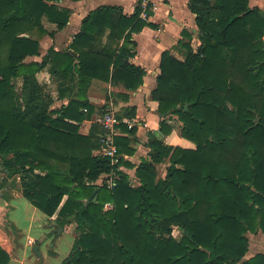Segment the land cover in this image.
Here are the masks:
<instances>
[{"label": "trees", "instance_id": "trees-1", "mask_svg": "<svg viewBox=\"0 0 264 264\" xmlns=\"http://www.w3.org/2000/svg\"><path fill=\"white\" fill-rule=\"evenodd\" d=\"M57 1L0 0V164L8 178H21L23 196L55 217L56 227L75 225L62 264H264L262 252L246 258L248 233H264V10L250 0H189L200 44L194 49L183 29L173 50L180 47L184 58L162 52L152 99L163 115L161 133H171L167 120L176 115L181 136L196 148L153 136L149 159L136 169L141 184L133 187L118 170L121 162L94 155L104 130L96 124L83 134L80 123L97 110L89 101L92 80L132 91L143 84L132 38L159 28L148 20L153 4L145 9L138 0L129 16L119 6L98 7L67 50L50 48L41 62L26 61L40 55L35 31L53 36L68 25L72 11ZM43 70L68 104L52 108L56 99L37 76ZM135 116L132 106L116 118ZM115 142L120 154L135 152L130 137ZM167 159L166 177L156 180L157 165ZM113 171V187L97 183ZM10 260L0 242V264Z\"/></svg>", "mask_w": 264, "mask_h": 264}, {"label": "crops", "instance_id": "crops-1", "mask_svg": "<svg viewBox=\"0 0 264 264\" xmlns=\"http://www.w3.org/2000/svg\"><path fill=\"white\" fill-rule=\"evenodd\" d=\"M137 2L138 0H58L57 3L59 5L67 7L72 11L68 25L64 29L56 31L53 36H50L48 33L39 36L35 31L34 36L39 39L40 42V55L30 56L26 59V61L41 62L50 48H54L58 51L67 50L70 47L75 35L80 32L83 18L98 7L104 5L119 6L122 8L123 13L129 16L133 14ZM149 2L153 4L154 9L152 15L148 16V20L157 24L159 28L153 29L151 27H145L141 32L134 33L132 38L136 42V55L132 58V62L141 66L145 70L143 84L137 90L132 91L128 90L123 84H112L97 79L92 80L91 86L88 90L89 101L96 106L97 110L91 119H86L80 123L81 132L83 134H88L91 132V130H95L93 128L96 124L99 125V129L103 128L101 124V118L106 112H113L115 115H117L122 113L127 107H136V116L134 118H123V123L126 125H128L126 123L127 120L132 122L134 125L133 127L136 128V132L134 134H129L124 132L120 126H118L117 135L131 138V145L134 147L135 152L133 154H121L122 160L120 164V171L128 175L129 180L134 182L136 185L138 184L137 186H139L141 182L137 176L136 169L143 159H149V155L152 151L150 140L153 136L163 140L169 145L182 146L185 148H196V145L192 141L181 136L180 128L176 126V123L180 122L177 121L176 115H170L171 118L168 117L169 119L167 120L168 125L172 128L171 133L168 135L161 133L160 121L163 118V115L158 110V102L152 99V92L157 86V76L161 72L160 62L162 52L167 49L173 50V48L178 44V41L183 38L181 34L183 29L190 30L193 36L192 41H195V39L198 40L199 31L195 22V14L192 13L188 8L189 0H149ZM250 5L252 7L258 6L264 10V0H250ZM44 25L49 31L56 30L55 24L45 21ZM176 56L180 59H183L178 55ZM37 76L40 82H43L47 85V91H49V93H51L56 99L52 108H58L64 104H68L69 98H58V81L56 79L52 78V76L45 70L39 72ZM21 84V80L18 79V89L21 87ZM112 93L114 94L113 96ZM122 94H129V100H126L120 96ZM109 96H111L110 100L108 99ZM104 105H107V108L106 111L102 113V111H99V108ZM180 123H178V125ZM94 155H101V153L100 151H94ZM163 163L164 162L158 165ZM169 164L170 162L168 160V165ZM167 167L165 169L164 177H166L167 174ZM117 177L118 174L114 175L112 173L103 175L97 181V183H103L104 179H117ZM0 178L9 179L8 172L3 170V166L1 164ZM2 190H5L7 193H1ZM7 190H9V185L0 188V209L6 210L8 219L6 223L0 225V242L10 253L11 250L14 249L13 253L16 255L18 253V246L14 245L13 247V244L11 243L13 240H15L13 231L11 230V233H8L5 229V226L11 228L13 225L8 213V200H20L24 196L21 190H19L17 194L14 192L9 193ZM31 206L32 216L34 217L37 215V210L39 209L34 205ZM44 215L46 216V218L44 217V220L47 221L50 219L51 224H49V226L52 228L54 225L52 224V220L55 219V217L49 218V216H47L45 213ZM33 225L34 224L31 222L28 226L29 229ZM39 225L41 226V224ZM72 229H75L74 224L64 228L61 234H67L73 237L75 242L76 232L74 233ZM249 233L256 234L253 232ZM257 233H262L264 236V233L261 231H258ZM26 239V246L28 247L34 248V246L39 244V240L35 239V237L31 235H28ZM29 240H32V243H29ZM71 247L73 248L72 244ZM52 253H57L56 249H52ZM249 253L250 249L247 255ZM255 254L248 255V257L246 255V258H250ZM38 256L41 257L42 253H40ZM66 257H68V255H66L65 258ZM12 261L23 264V261H20L17 256H13ZM61 263H63V261Z\"/></svg>", "mask_w": 264, "mask_h": 264}, {"label": "rangeland", "instance_id": "rangeland-1", "mask_svg": "<svg viewBox=\"0 0 264 264\" xmlns=\"http://www.w3.org/2000/svg\"><path fill=\"white\" fill-rule=\"evenodd\" d=\"M199 44L200 42H198L197 39H195V41H192V45L194 49H197ZM179 49L181 48L179 47ZM179 49H175L173 51L174 54L178 55L181 58H184L183 51ZM113 95L114 94L112 93V96ZM110 99L111 96H109V100ZM177 121H179L178 118ZM178 123H176V126L180 128L181 123L179 125ZM95 151L98 152L100 151V149ZM167 165H168V159L163 164L157 166L156 180L165 178L164 175ZM9 179L0 178V183L4 185H9V190H7L9 193L14 192L17 194V192L22 189L21 178L14 177V179L13 178H9ZM129 182L131 186L138 187L137 186L138 184L136 185L134 182H131L130 180ZM1 193L6 194L7 192L5 190H2ZM8 201H9L8 213L10 219L13 222V225L11 228L5 226V229L7 230L8 233H11V230L13 231L15 240H13V242L11 243L13 244V247L14 245L18 246V253L16 255L15 253H13L14 249L11 250V261L9 262V264H20V262L12 261L13 256L14 257L17 256L20 261L22 260L23 264H34V263L62 264L61 262L67 258V257L65 258V256L66 255L69 256L72 252L73 248L71 247V244L74 247V243H73L74 238L67 234H61L62 232L59 233L56 225H53V227L51 228L49 226V224H51L50 219H48L47 221L44 220V217L46 218V216L40 210H37L38 211L37 215L33 217L31 211L32 204L25 197L21 198L20 200L9 199ZM31 222L34 225L29 229L28 226ZM39 224H41V226ZM72 231L74 233L76 232L77 235L78 232L76 229H72ZM28 235L35 237V239L37 240H40L43 236H46L44 241L38 244L39 254L42 253L41 257L38 256V254L34 251L33 247L26 246L27 243L26 238ZM180 235L181 233L178 232L176 234V237L179 238ZM249 238H250V253L248 255H253L258 252H264V236L262 233H256V234L249 233ZM52 249H56L57 253H52Z\"/></svg>", "mask_w": 264, "mask_h": 264}, {"label": "built area", "instance_id": "built-area-1", "mask_svg": "<svg viewBox=\"0 0 264 264\" xmlns=\"http://www.w3.org/2000/svg\"><path fill=\"white\" fill-rule=\"evenodd\" d=\"M149 0L143 1V6L147 7ZM154 9V6H153ZM143 17H147L146 12H143ZM123 120L120 121L116 118V115L113 112H106L101 118V124L103 127V134L101 136V147L100 153L102 156H107L111 158L112 164L118 165L121 162L122 155L118 152V147L115 142V137L117 136L118 126ZM128 127L133 128V124L130 120L126 122ZM120 165L118 166V170L120 171ZM112 174L117 175L115 171ZM116 178H110L106 181L108 186L111 188L115 185ZM113 205L111 203L106 204V208H112ZM29 243H32V240H29Z\"/></svg>", "mask_w": 264, "mask_h": 264}, {"label": "water", "instance_id": "water-1", "mask_svg": "<svg viewBox=\"0 0 264 264\" xmlns=\"http://www.w3.org/2000/svg\"><path fill=\"white\" fill-rule=\"evenodd\" d=\"M93 197H94V195H93ZM94 199L96 200V197ZM7 220L8 219H7L6 210L5 209H0V225L6 223ZM52 224L56 225L55 219L52 220ZM57 229H58L59 233H61L63 231V228H61V227H57ZM45 238H46V236H43L39 240V243L43 242ZM34 251L39 255V247H38V245L34 246Z\"/></svg>", "mask_w": 264, "mask_h": 264}]
</instances>
